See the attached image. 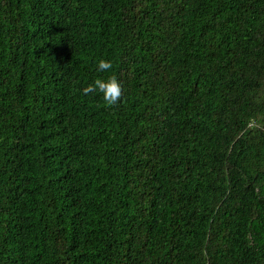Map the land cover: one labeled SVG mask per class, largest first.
Here are the masks:
<instances>
[{"label": "trees", "instance_id": "16d2710c", "mask_svg": "<svg viewBox=\"0 0 264 264\" xmlns=\"http://www.w3.org/2000/svg\"><path fill=\"white\" fill-rule=\"evenodd\" d=\"M0 264H264V0H0Z\"/></svg>", "mask_w": 264, "mask_h": 264}, {"label": "clouds", "instance_id": "9594fccd", "mask_svg": "<svg viewBox=\"0 0 264 264\" xmlns=\"http://www.w3.org/2000/svg\"><path fill=\"white\" fill-rule=\"evenodd\" d=\"M98 68L100 71L111 70L113 64L110 61L100 60ZM97 90L103 94V100L108 107L118 105L124 96L123 86L115 75L110 76L107 81L99 78L96 79L93 85H89L83 89V94L88 95Z\"/></svg>", "mask_w": 264, "mask_h": 264}]
</instances>
